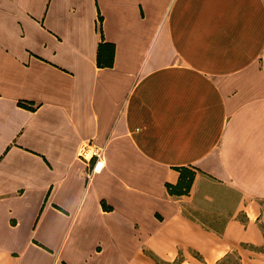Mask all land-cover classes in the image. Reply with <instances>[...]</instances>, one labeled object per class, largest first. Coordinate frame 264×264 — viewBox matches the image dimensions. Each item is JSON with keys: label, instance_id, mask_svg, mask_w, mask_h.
<instances>
[{"label": "crops", "instance_id": "crops-1", "mask_svg": "<svg viewBox=\"0 0 264 264\" xmlns=\"http://www.w3.org/2000/svg\"><path fill=\"white\" fill-rule=\"evenodd\" d=\"M101 41L111 67L96 65ZM178 168L195 173L191 197L166 192ZM208 182L238 198L204 196L224 221L206 231L183 207ZM255 200L264 0H0V264H120L135 246L223 249L215 261L264 243Z\"/></svg>", "mask_w": 264, "mask_h": 264}, {"label": "rangeland", "instance_id": "rangeland-1", "mask_svg": "<svg viewBox=\"0 0 264 264\" xmlns=\"http://www.w3.org/2000/svg\"><path fill=\"white\" fill-rule=\"evenodd\" d=\"M196 193L193 194L194 196H192V198H189L191 201H189L187 205H184L183 214L192 220H196L198 225L206 231L212 229V227L221 228L224 221L220 220V218L217 220L212 218V202H206L204 196L222 194L227 198L225 205H228L232 204L236 200V197L238 198L237 194L226 188L218 189L212 186L211 182L204 184L203 190ZM187 196L191 197L189 193ZM253 202L259 206H264V201L255 200ZM191 206L195 207L197 210H192ZM217 206H224L223 202L220 204L217 203ZM155 219L159 222L171 220L169 217H155ZM258 226L262 234H264V225L260 224ZM78 245L79 252H84L86 249L84 243L80 241ZM200 250V252H197L195 249L189 247H176L174 249L175 256L172 259H165L156 256L147 248L139 246L133 248L120 247L119 258L120 264H216L218 260L225 256L214 261L213 258L220 254L223 249H217L215 251L206 246ZM257 251L264 252V243L260 246L239 244L233 247L227 254L236 253L240 258L241 264H264V253H259ZM115 252V249H109L106 250V255L108 257H113ZM63 257L72 261H75L77 258L74 253L68 250L64 251Z\"/></svg>", "mask_w": 264, "mask_h": 264}, {"label": "trees", "instance_id": "trees-1", "mask_svg": "<svg viewBox=\"0 0 264 264\" xmlns=\"http://www.w3.org/2000/svg\"><path fill=\"white\" fill-rule=\"evenodd\" d=\"M97 29L101 34L100 24L101 18L98 16L97 19ZM101 36V35H100ZM112 57H113V47L111 45H107L101 43L98 46L97 56H96V65L97 67H111L112 65ZM20 107L32 110L30 107H27L23 104H18ZM178 173V180L175 185H165L166 192L169 196L181 197L187 196L190 191L194 175L195 173L187 168H178L175 169ZM259 253H264L262 251H257ZM216 264H241L240 258L236 253L226 254L220 260L216 262Z\"/></svg>", "mask_w": 264, "mask_h": 264}, {"label": "built area", "instance_id": "built-area-1", "mask_svg": "<svg viewBox=\"0 0 264 264\" xmlns=\"http://www.w3.org/2000/svg\"><path fill=\"white\" fill-rule=\"evenodd\" d=\"M78 158L82 161H93L91 173L98 174L103 168L102 151L100 149H94L89 143H86L79 148Z\"/></svg>", "mask_w": 264, "mask_h": 264}]
</instances>
